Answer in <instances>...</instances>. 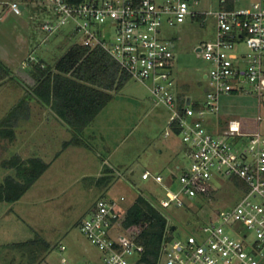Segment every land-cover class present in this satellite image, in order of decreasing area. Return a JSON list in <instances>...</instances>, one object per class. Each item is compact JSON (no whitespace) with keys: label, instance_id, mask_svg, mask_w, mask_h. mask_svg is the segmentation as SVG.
<instances>
[{"label":"built area","instance_id":"built-area-1","mask_svg":"<svg viewBox=\"0 0 264 264\" xmlns=\"http://www.w3.org/2000/svg\"><path fill=\"white\" fill-rule=\"evenodd\" d=\"M32 2L0 0V21L10 14L22 16L26 3ZM198 4V0H44L39 5L47 18L42 24L46 33L78 36L86 47L105 50L170 111L166 137L181 138L186 163L177 165L172 176L150 170L142 175V180L153 179L165 191L159 202L162 210L210 198L202 191L214 190L218 179L238 193L186 241L166 240L158 264H264L263 117H223L220 133L207 128V118L221 117L223 96L246 92V86L264 96V0L207 13L216 19V34L197 47L201 52L196 49L210 65L206 98L185 95L181 104L174 76L175 45L166 39L164 29L202 16L195 9ZM124 202V197L100 199L81 222L82 233L100 251L103 264H137L144 253L138 234L123 227ZM62 263L72 264L67 258Z\"/></svg>","mask_w":264,"mask_h":264},{"label":"rangeland","instance_id":"rangeland-1","mask_svg":"<svg viewBox=\"0 0 264 264\" xmlns=\"http://www.w3.org/2000/svg\"><path fill=\"white\" fill-rule=\"evenodd\" d=\"M30 1L33 2L26 3L27 9L22 16L12 15L0 21V57L7 60L8 66L2 64L11 73L0 82V123L11 109L30 95L19 89V84L25 89L35 84L33 70L26 69L28 64L36 61L32 66L35 71L43 64L53 67L72 46L80 43L78 36L46 33L42 24L47 18L39 5L44 0ZM198 1L195 9L202 16L190 18L178 26H165L164 34L175 45L174 76L180 91L183 86L189 87L193 99L204 100L209 85L205 75L210 65L196 49L216 34V19L207 13L245 7L252 0ZM240 50L243 51L244 46L241 45ZM25 63L27 66L23 65ZM30 110L33 113L29 119L16 121L13 140L0 138V162L39 157L51 162L52 166L23 202L15 206L12 222L8 223L7 216H0V227H18L17 232L11 233L14 241L30 240V236L35 238L38 234L54 245L79 243L80 247L85 245L93 250L94 246L82 233L80 225L100 199L124 197V207L128 209L143 196L162 210L159 202L165 191L153 179L142 180V175L146 170L157 173L163 168L166 176H172L175 167L183 165L187 159L181 138L166 137L170 129V111L157 104L145 86L131 81L115 96L96 120L97 137L89 140L82 135L86 142L90 141L89 150L76 148L77 145L65 149L64 145L75 138L73 132L52 116H44L46 112L40 104L34 102ZM259 114L263 117L260 129L264 133V96L259 97L246 86V92L221 98V117L207 118V128L212 133H220L225 124L223 117L225 120H254ZM43 145L44 150L41 149ZM56 156L59 159L56 160ZM11 175L15 173L12 171ZM5 176L6 171L0 167V178ZM100 180L102 183L98 182ZM220 180L214 181L217 192L213 197H201L185 208L162 210L170 226L176 227L170 232L173 238L186 241L208 222L215 210L229 205L238 196L232 184Z\"/></svg>","mask_w":264,"mask_h":264},{"label":"trees","instance_id":"trees-1","mask_svg":"<svg viewBox=\"0 0 264 264\" xmlns=\"http://www.w3.org/2000/svg\"><path fill=\"white\" fill-rule=\"evenodd\" d=\"M10 75L0 61V82ZM34 78L36 84L28 89L30 94L49 108L75 136L66 146L82 145L85 129L116 95L125 90L131 81H135L105 50L91 49L81 43L72 46L53 67L41 65L34 71ZM182 91L179 94L181 104L190 89L183 86ZM25 105L26 102L22 100L0 123V138L14 139L12 122L19 120ZM12 164L17 169V178H8L0 183V202L15 203L21 200L50 166L39 159L27 162L16 159ZM234 183L243 186L238 179ZM216 192L208 188L202 191L209 197H213ZM120 211L124 212L122 209ZM218 212L215 210L212 215ZM125 213L123 227L136 232L137 243L144 247L137 264H158L164 242L173 238L170 234L173 226H170L165 212L147 198L139 196Z\"/></svg>","mask_w":264,"mask_h":264},{"label":"crops","instance_id":"crops-1","mask_svg":"<svg viewBox=\"0 0 264 264\" xmlns=\"http://www.w3.org/2000/svg\"><path fill=\"white\" fill-rule=\"evenodd\" d=\"M12 15L16 16V17L18 16L15 14H10L6 18H8ZM30 59H32V58H30ZM0 61L3 64H5V66L7 65L6 59H3L2 57H0ZM28 61L30 62L31 60H28ZM35 62L36 61H31L28 64V67L26 69L27 70L28 69L33 70V72H34L35 69L32 66H34V64H36ZM35 84H36V81H35ZM35 84L33 86H31L30 88L34 87ZM19 86H21V87H19V89L22 88L26 92L28 91V93L30 94V91L28 90L29 86H26L27 89H25L24 88L25 86H23L21 84H19ZM182 92L183 91L181 90V93ZM185 95H189V92L186 93ZM23 100L26 102L27 106H26L22 116H20L19 120H17V121H20L21 118H24L26 120L29 119V117H31V115L33 113V112H31L30 107L34 102H36V103L40 104L42 106V108L44 109V111L46 112L44 114V116L45 115L50 116V117L52 116V118L58 120L60 122L61 126H63L66 130H68L70 132V129H68L49 108L42 105L38 99L33 97V95H31V94L27 95L25 97V99H23ZM198 100H200V99H198ZM21 102H22V100H21ZM28 104L30 105L29 108H28ZM13 109H11L4 116V118L1 120V123L7 118L8 114ZM102 114H103V112L100 115H102ZM100 115L97 117V119L100 117ZM96 120L89 127H87L85 129V131L83 132V136H87V139H89V140L95 139V137H97L96 136L97 135V129H95V127H94ZM15 125H16V121L12 122L13 129H14ZM90 132H92V133H90ZM89 142L90 141L86 142L85 139H83L82 146L81 147L77 146L76 148H79V149L84 148V149L89 150V147L91 146L89 144ZM70 147H75V146L64 145L65 149L70 148ZM26 148L29 149L28 147H26ZM41 149L42 150L46 149L45 145H43ZM29 150H32V149L30 148ZM16 159H18V158H14V159H10V160L4 159L3 161L0 162V167L6 171V176L4 178H0V183L5 182L6 179H8V178H17V169L13 166L14 164H12V161H14ZM30 159H39L40 160L39 157H37V158L30 157L29 159H19V160L23 161V162H27ZM57 159H59V156H56V160ZM41 160H42V162L50 165L49 169L51 168V166H52L51 162L48 163L43 158ZM162 169L160 171L158 170L157 173H163ZM12 171L15 173L14 176L11 175ZM47 171L42 175L41 178L44 177V175L47 173ZM41 178L36 182V184L41 180ZM32 188L18 202H15V203L0 202V216L5 215L8 217L7 218L8 223L12 222L11 221V215H13L15 213V206L17 204L19 205L20 203L23 202V200L26 198V196L31 192ZM17 230H18V227H10V226L9 227H0V264H63L62 258H67L72 264H103L102 254L92 244H91L92 247L94 246V248H95L93 250L90 249L89 247L85 246V245L80 247L79 243H72V244H70V246H68L65 243L61 242L58 245H54V243L50 242L49 240H45L44 238H42L38 234H36L35 238L30 236L31 237L30 240L17 242V241H14V239L12 238V235H11V233L14 234V232H17ZM22 244H27V245L26 246H20ZM61 246H66L67 247L66 251H61V249H60ZM54 250L58 252L57 255L55 254L56 252Z\"/></svg>","mask_w":264,"mask_h":264},{"label":"water","instance_id":"water-1","mask_svg":"<svg viewBox=\"0 0 264 264\" xmlns=\"http://www.w3.org/2000/svg\"><path fill=\"white\" fill-rule=\"evenodd\" d=\"M201 50H202L201 48H198V49H197V52H201ZM175 228H176V227H173V230H174Z\"/></svg>","mask_w":264,"mask_h":264}]
</instances>
